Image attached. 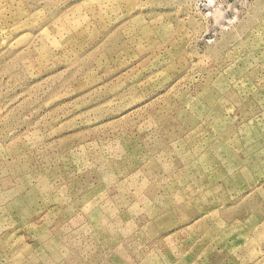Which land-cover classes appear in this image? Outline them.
Listing matches in <instances>:
<instances>
[{"label":"rangeland","instance_id":"1","mask_svg":"<svg viewBox=\"0 0 264 264\" xmlns=\"http://www.w3.org/2000/svg\"><path fill=\"white\" fill-rule=\"evenodd\" d=\"M0 264H264V0H0Z\"/></svg>","mask_w":264,"mask_h":264}]
</instances>
